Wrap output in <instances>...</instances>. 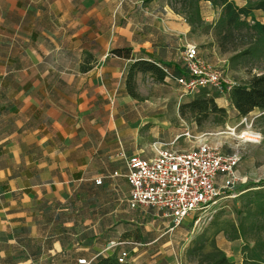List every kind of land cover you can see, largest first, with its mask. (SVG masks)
<instances>
[{
    "label": "crops",
    "instance_id": "0c3cea01",
    "mask_svg": "<svg viewBox=\"0 0 264 264\" xmlns=\"http://www.w3.org/2000/svg\"><path fill=\"white\" fill-rule=\"evenodd\" d=\"M201 12L221 15L208 1ZM192 28L165 0H0V264H81L124 251L130 264L183 260L161 212L130 206L126 160L193 148L179 136L188 130L234 151L225 133L181 114L190 95L174 79L138 72L136 96L127 81L140 60L186 74L183 48L200 42ZM217 44L199 46L213 63ZM216 102L228 117L218 125H237L228 95ZM242 163L253 184L261 170Z\"/></svg>",
    "mask_w": 264,
    "mask_h": 264
},
{
    "label": "built area",
    "instance_id": "2783aa9c",
    "mask_svg": "<svg viewBox=\"0 0 264 264\" xmlns=\"http://www.w3.org/2000/svg\"><path fill=\"white\" fill-rule=\"evenodd\" d=\"M182 59L186 69L184 75H175L168 68L160 66L167 76L177 82L182 95L196 93L202 88L224 95L236 85L227 79L218 64L204 57L194 43L184 46ZM246 119L247 116H244L242 123ZM236 128L237 125L227 126L232 135L236 134ZM183 135L194 141L193 148H161L154 157L144 159L139 154H132L126 160L130 206L157 209L167 219L171 230L189 216L211 210L222 193L237 190L248 179L238 170L241 157L237 152L227 153L204 135H194L189 130L179 136ZM243 135L248 141H256L260 136L255 132H243ZM219 176H222L221 179ZM254 183L264 187V168ZM127 256V252H122L120 262L124 263ZM79 263L89 264L90 261L80 259Z\"/></svg>",
    "mask_w": 264,
    "mask_h": 264
},
{
    "label": "trees",
    "instance_id": "16d2710c",
    "mask_svg": "<svg viewBox=\"0 0 264 264\" xmlns=\"http://www.w3.org/2000/svg\"><path fill=\"white\" fill-rule=\"evenodd\" d=\"M202 1H208L220 9L221 15L214 23L205 22L201 12ZM174 4L181 5V13L193 27V33L202 27L205 34H213L222 53L233 52L230 58L232 65L237 66L239 62L254 65L264 60V20L253 16L255 11L264 14V0H249L243 6L237 5L233 0H174ZM115 52L123 53L120 49ZM125 53L128 55L129 51ZM147 71L155 74L158 80H163L166 76L165 71L155 63L136 61L128 72L127 89L130 94L137 95L136 73ZM219 95L215 90L202 88L180 105V112L183 116L190 115L199 125L209 120L211 114L220 115L219 120L213 122L225 123L228 118L227 110L216 102ZM227 95L241 119L256 109L264 111V70L253 74L245 84L236 83ZM252 186L259 188L247 190L237 197L246 207L245 211L239 212L238 223L225 222L219 231H233L231 238L248 239L246 228H249L253 234V244L244 245L242 264H264V187L260 183H253ZM212 247L213 250L207 253V264H233L224 249L214 245ZM88 261L89 264H130L120 262L119 256L115 254L100 255Z\"/></svg>",
    "mask_w": 264,
    "mask_h": 264
},
{
    "label": "rangeland",
    "instance_id": "374dc122",
    "mask_svg": "<svg viewBox=\"0 0 264 264\" xmlns=\"http://www.w3.org/2000/svg\"><path fill=\"white\" fill-rule=\"evenodd\" d=\"M175 12L184 16L181 13V5L174 4V0H165ZM185 17V16H184ZM219 18L218 15H214L211 20H205L206 23H214ZM261 20V17H258ZM204 28H200L196 31L195 35L200 41L196 45L201 48H207L210 51L211 48L216 43L209 42L205 43L209 39L204 35ZM210 35V34H209ZM217 44V43H216ZM233 52H221L220 60L217 63L226 73V77L229 81L235 84H245L253 74L260 73L264 70V60L258 61L256 64L251 65L247 62H239L237 66H234L230 62V58ZM166 93H162L165 95ZM195 93L190 94L189 97L193 96ZM223 95V94H221ZM173 104L170 103L168 108L173 109ZM172 107V108H171ZM190 117V115H188ZM219 114H211L209 120L204 122L202 126L203 131H222L224 135L228 136L230 142H226L223 146L227 149L235 151L241 157L240 162L242 165H251L252 173L259 169V172L264 168V112L260 109H256L252 113L247 115V119L242 123V119L239 120L237 128L235 130V135L229 134L227 125H218V123L213 122L214 120H219ZM217 124V125H216ZM230 126V125H228ZM236 126V125H235ZM232 127V126H231ZM243 132H255L259 133L260 136L256 141H248ZM217 133V132H216ZM215 135V134H214ZM213 135V136H214ZM211 140V139H210ZM157 142H163L158 140ZM216 143V142H215ZM218 145V144H216ZM163 146L165 143L163 142ZM220 146V145H219ZM166 147V146H165ZM251 179H247L246 182L242 183L237 190H229L222 193L218 203L211 210L203 211L200 215L189 216L184 222L175 228L173 231H178V236L173 237V245L175 246V251L183 256L181 264H207L208 256L207 253L213 250L212 245L218 246L224 249L233 264H242L244 257V245L249 243L253 244L251 238L253 234L249 228H246L248 239L241 238L235 239L231 238L233 231H219L225 222H235L238 223L239 212L245 211V203L237 198L241 193L246 192L250 189H255L251 187L259 188L258 186H252L253 184L247 185ZM229 195V196H226ZM199 218V219H198ZM164 231L168 228L163 229ZM264 234V231H262Z\"/></svg>",
    "mask_w": 264,
    "mask_h": 264
}]
</instances>
